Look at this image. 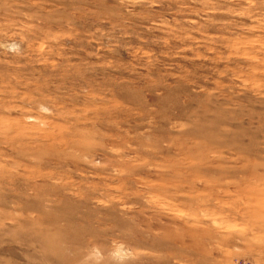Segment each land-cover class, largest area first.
Returning a JSON list of instances; mask_svg holds the SVG:
<instances>
[{
    "label": "rangeland",
    "instance_id": "1",
    "mask_svg": "<svg viewBox=\"0 0 264 264\" xmlns=\"http://www.w3.org/2000/svg\"><path fill=\"white\" fill-rule=\"evenodd\" d=\"M0 264H264V0H0Z\"/></svg>",
    "mask_w": 264,
    "mask_h": 264
}]
</instances>
